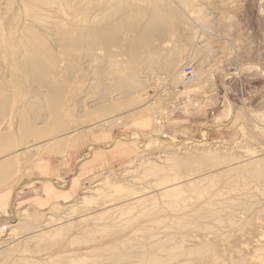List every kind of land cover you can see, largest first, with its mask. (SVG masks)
Here are the masks:
<instances>
[{
	"label": "bare ground",
	"instance_id": "1",
	"mask_svg": "<svg viewBox=\"0 0 264 264\" xmlns=\"http://www.w3.org/2000/svg\"><path fill=\"white\" fill-rule=\"evenodd\" d=\"M206 1L209 2V4L211 3V0ZM216 1L223 6L228 0ZM204 6L203 0H0V114L2 116L0 117V155L4 156L5 154V156H8L9 154H17V152H15L16 148L24 147V150H21L22 152H20L23 157V154L30 153L29 151H33L37 148V146H39L37 144L40 143V140L46 138L49 140L51 138L49 141L45 140V145H49L50 147V144H55L56 147L51 146L52 149L48 150L52 154L65 156L66 147L70 144L67 141L69 134L76 133L87 120L92 121L93 123L96 120H101L105 124H110V122L113 123V121L109 120L111 118H116L119 115L117 113H119L120 104L124 102L126 103L133 90L139 88L143 84L142 81L144 80L140 79V77H142L141 75L149 74V72L153 75L154 73L152 72H154V68L157 66H161L167 76H173V79L176 77V79L178 78L184 83L189 84L184 78L183 72H178L182 66L180 60L178 61L175 55L180 46H177L178 42L174 37L180 34L178 31L179 29L180 31L183 29L188 33L189 27H192V23L198 25L202 24V26L200 25V29H202L200 34L195 32L194 35H191L193 38L198 39L197 44L199 46L202 44L206 46L208 44L210 45V43L205 41L207 40L206 36V38H204L205 40L203 39L204 34L206 33L218 37L213 33L211 22L209 21L212 19L215 20L217 17L216 15L209 13L208 9ZM36 20L43 22L42 27L38 28V26L34 25ZM210 36L209 38H211ZM242 72L243 69L240 70V73ZM203 74L204 72L198 71L197 68L196 71H194L195 81L201 78ZM237 75H239V73ZM131 84L132 86H130ZM98 88L101 92L96 91ZM111 89H115V92H117L116 94L114 93L115 96L112 95L113 92L110 93ZM13 103H15V107L12 110V115L8 117ZM231 114L230 120V116H228L226 121L229 120L235 122L236 113L232 112ZM141 124L143 127L146 126V122L144 121H142ZM214 125H221V123H216ZM205 133L206 132L204 131L200 134L202 140L181 143L175 140L174 137H163L156 134L146 140L140 132L135 131L132 133L131 140L118 139L116 140V143L132 145L134 143L132 139H135L139 141L138 148L140 150H146L155 138H165L168 141L164 142L169 143V147H171L169 150L170 152H173L172 154L170 153L171 155H168V160L172 162L174 169H184L193 161L205 162L207 166L208 163L211 162L218 163V157L214 158L213 154L210 155V153L208 154L203 151L205 145ZM189 144L198 149V151H201L198 153L199 155H194V153L191 152L192 150ZM41 148H43V146ZM180 150L183 152V156L178 154ZM205 150L207 151L206 148ZM43 151H45L44 148ZM48 154L50 153L48 152ZM88 154H92V147H89ZM140 157V155H137L134 160L131 161L132 164H135V166L141 164L139 168L143 171V174L148 177L158 178L157 181L154 180L155 182L151 181V183H154L153 185L157 183L158 186H156L159 187L158 190L150 188V184L148 185V188L142 187V189H137V186H135V188H126L115 184L112 185L105 180L99 181L92 188L85 187L84 197L81 198L80 202L77 204L69 206L65 212L61 211V209H64L63 205H55L46 214L48 218L44 225L45 227H48V225H53L54 223H67L68 225L70 224L68 222H72L75 217L80 218V222L86 224L85 222L90 219L91 222L92 219L95 218L94 215H99V213V217H102L104 214L107 216L110 212H119V214L121 212V215L125 216L131 215L137 211L132 218L125 221H119L117 219V221L113 219H109L108 221L107 219L109 217H107L106 220L108 222L105 220L106 222L102 226L86 225L82 234H85L88 237L80 238L81 235L79 233V238L73 239L72 237L73 244L77 246L82 242L90 245V243L96 239V235L99 234L102 235L103 240H107L101 246L99 245L88 248V251L83 255L73 254L74 256H71L69 254L70 256H66L68 255L66 254L65 257L63 255L59 256L63 260V264H96L97 260H102V257L95 258L91 255L97 248L104 250V252H109L110 254L120 249H125V251L128 250L129 253H131L137 248H142L141 252L137 253V250L136 254H120L117 256L119 261H126L129 259L127 261L132 262L136 260V264H159L161 262L159 258L161 257L158 258L154 252L157 250L163 251L165 254L166 252H169L171 258L177 260V258L182 255L181 249L183 248H175L177 246L169 247L166 245L168 242L161 239L156 240L152 245L137 244L135 238L130 235L124 237L121 236L120 233L124 230L120 231L121 225L119 226V224L122 223L123 227L127 226L126 229H129L133 227L131 225L136 224L139 220L146 219L147 222L151 223V226L155 228L162 227L163 221L162 218L158 216V214L160 215L158 212H161L163 207L161 205L157 207V203L160 198H162L161 201L170 198L171 200L168 199L169 201L166 202V207L177 213L184 212V214L176 215L173 219H170L169 217V219L172 220L171 226L173 227V230L176 229L177 231H183V229H189L192 227L194 228L193 231H196L197 229L198 231H204L203 229H207L206 232H209V230H218L215 227L217 224L224 227L226 224L225 222H228V224L230 223V225H238V222H234L235 219L232 215L227 216L228 219L225 218V216L223 217L220 215L222 211L226 209L224 208L225 204L223 206L222 203L224 202L216 200L218 197L224 196L222 199H225V202L228 201L227 203L230 205L228 208L230 210L235 209V212L232 211L233 214H238L236 208H245L246 211V208L252 205H249L248 201L253 202L258 198L254 196L250 197L251 194L244 192L249 181H252L253 179L261 180L264 184V161H261L263 159L260 161H257L258 159L253 161L255 162L254 164L251 161L248 166L246 165L247 159L245 161L242 159L240 162L243 163L244 161V166L242 165L243 167H241L240 165L234 169H231L233 168L232 166L227 170L228 167L226 166L227 168L224 172L213 176L212 179L218 178L221 182V176H223V174H227L230 177L235 173L242 175L243 178L244 175L241 173H244V171L248 172L249 178H243L245 180L240 178L241 182L233 183L230 186L228 185L229 187L225 185L226 187L223 186L220 188L217 187V181L215 182L210 179H198L195 182L186 181V183H184L185 181H181L183 184L178 181V185L176 184L175 186L171 185L172 187H166L167 184H171L173 181L177 183V180H179L178 176H173L176 171H173V168H170V166L168 168L167 165V169H165L166 167L162 168L163 166H156V164L154 165L150 162L144 163L142 162V159L139 160ZM236 159L237 158H235V160ZM13 160L16 161V159ZM4 162H2V164ZM7 162L8 165L0 167V184L5 183L8 184L7 186H10L9 183H11L14 176L13 173H16L15 170L17 168L9 167L13 164V166H15L16 163H12L9 160H7ZM223 162L224 161H222V163ZM81 175H84V173H81ZM223 177H225V175ZM235 177H237V175L234 176V178ZM231 179L232 181L234 180L233 178ZM29 180H31V177H23L21 181L19 180L20 183L14 191L7 193L5 198H1L0 218L7 219L12 225V229L7 230L8 233H0L1 239L16 230L20 231L22 228L21 225L25 227L36 225L34 223H36L35 221L37 218L33 216L31 217L28 213V209H24L20 214L15 215L13 221H10L12 218L9 216L10 213L13 212L12 207L8 206L3 210V207L5 206L4 203L12 197L13 193L17 191L20 192ZM142 180H144V178ZM181 180H185V178L182 177ZM57 181L60 182V180ZM144 181H146V177ZM203 181L207 182L202 184ZM227 181L231 180L229 179ZM234 181L237 182L236 180ZM64 183L65 182H63V184ZM221 183H223V181ZM250 183L249 186L253 184ZM64 188L65 187H63V189ZM249 188L247 191L250 190ZM151 189L152 191H150ZM186 189L193 191V194L198 196L197 199L202 198L203 201V198L204 200L208 198V200L202 203L200 201L199 203L202 205L193 208L194 204L190 205V197L184 192ZM239 192L244 193L243 195H240ZM258 192H261L260 188ZM189 194L190 193H188V195ZM215 198L217 199L215 200ZM150 202L153 205L152 211V207L149 209L146 207L147 204H145L148 203L149 205ZM192 203L198 202L194 201ZM94 205H97V207L93 209L89 208V206ZM189 210L191 212H188ZM259 213L262 214L261 212ZM245 214L248 215L247 212ZM97 215L96 217L98 218ZM105 215L102 218H98V220H103L104 217H106ZM108 216L111 217V215ZM209 217H212L215 221L210 222L211 224L213 223V226L203 223L204 220ZM208 221L210 220L208 219ZM90 222L87 223L90 224ZM62 226L65 228L67 227L66 224ZM123 227H121V229ZM65 228L61 229L60 227L51 237H59L66 231L69 233L68 230L63 232ZM79 228L80 227L78 226L77 229ZM118 228L120 232L118 231ZM164 228H162L160 233ZM166 229L167 228L164 230ZM44 230L45 229L38 231L35 230L37 231L35 232L37 233L36 235H40L37 236V239H39L40 242L48 239L46 237L47 235H44ZM23 231L25 233V230ZM137 232H140L138 233L140 235L142 231ZM50 234L52 233L50 232ZM150 234L152 233L150 232ZM36 235L34 234L32 237H35ZM64 236L65 235H63V237ZM21 237L22 236L16 240L18 241L19 239H22ZM150 237H153V235ZM91 238L93 240H90ZM172 238L174 239L173 235ZM170 239L171 237L165 240L168 241ZM141 240L142 242L145 241L144 239H140V241ZM151 240L154 241L153 239ZM94 242L98 243L96 241ZM172 242L174 241L172 240ZM95 243H93V245ZM208 245L204 242L200 247L189 250V254L194 257L199 258V256H201L203 258L208 253ZM1 247L0 249H2ZM25 252L26 254L29 253H27L26 250ZM21 253L24 252L22 251ZM198 253H203V256ZM263 253L264 251H262V253L258 252L253 258L249 260L244 258L245 260L242 259L241 261L248 264H264L261 260L264 257ZM42 254L44 253L41 252V255ZM190 255L188 257H190ZM215 257L210 260V263L206 262L209 264H216L217 261L215 260ZM54 259L58 258L55 257ZM163 259L165 258H161V260ZM217 259H219V256ZM50 260H48V262L50 261L49 263L53 264V256ZM173 260L172 262H166L173 263ZM218 261L220 262L221 260L219 259ZM6 262L8 263V261ZM32 262L34 261L28 263L31 264ZM166 262H164V264ZM26 263L25 260L20 259L16 264ZM38 263H40V261ZM57 264L59 263L57 262Z\"/></svg>",
	"mask_w": 264,
	"mask_h": 264
},
{
	"label": "rangeland",
	"instance_id": "2",
	"mask_svg": "<svg viewBox=\"0 0 264 264\" xmlns=\"http://www.w3.org/2000/svg\"><path fill=\"white\" fill-rule=\"evenodd\" d=\"M206 2H207L206 0L205 1L203 0V3L205 5L204 7L208 9L209 13H212L217 17V19L215 20L212 19L213 21L212 20L209 21L211 22L213 33H215L218 37H214L210 33H206L204 34L203 39L207 37V40L209 41L205 39L204 40L210 43V45L208 44L206 46L202 44L201 46H199L197 44L198 39L197 38L195 39L193 38V36H191L194 35L195 32H198L200 34V31L202 30L200 29L202 24H200L201 25L200 26L196 23H192L191 25L192 27H189L188 33H186V31H184L183 29H181V31L179 29L178 31L180 34L177 33L179 35H176L177 37L176 36L174 37L175 39H177V42L179 44V45L177 44V46H180L178 47L179 50L175 55L176 59L178 61L180 60L182 66L180 67V70L181 69L182 70L181 71L179 70L178 72L182 73L186 68L189 67L192 69L194 68L193 69L194 71H196V69L198 68V71L204 72L202 77L192 83L186 84L182 80L178 78L176 79V77H174L173 79V76H167L161 66L155 67L154 72H152L154 73L153 75L150 72L149 74L141 75L142 77H140V79L144 80L142 81L143 84L140 86L141 88L139 87L134 89L133 90L134 93L132 92L131 94L132 96L130 95L129 96L130 98L128 97L129 98L128 101H126V103L124 102L120 104V110L119 113H117L119 115L116 118L113 119L111 118L109 120V121H113V123L110 122V124H105L101 120H96L93 123L92 121L87 120L85 123L82 124V126L79 128V130L76 133L69 134L67 137L68 138L67 141L71 145L69 144L66 147V154L73 147L86 144L92 135L103 132L110 134H118V136L124 137L118 139H124L129 141L131 140V136H132L131 133L137 130L142 134V136L146 140H148V138L156 134L163 137H171V138L174 137V139L177 140L178 142L188 143L190 141L199 140L200 131L207 125L216 124V123H221L222 125L228 122L231 118L232 115L231 113L235 112L236 113L234 120L235 122L232 121L231 124L226 128L206 131L204 135L205 145L203 151H205L208 154L210 153V155L213 154L214 156L213 155L212 156L214 158L218 157L217 158L218 163H222V161H224L223 162L224 164L211 162L208 163L207 166L205 162L193 161L191 162L190 165H188L184 169H174L173 168L174 166H172V162H170L167 158L168 155H171L173 153L172 151L170 152L169 150L171 148L169 147V143L164 142L159 138H155V140H153L152 143H150L148 149L140 150L138 148L139 141L132 139V141L134 142L132 144L134 146L132 155L126 159L117 161L116 164L113 165L111 169L84 181L82 183L78 198L74 202L68 205H63L64 209H61V211L65 212L69 206L80 202L81 198H83L85 195L84 188L85 187L92 188L99 181L105 180L106 182L112 185L115 184L126 188H131V187L135 188V186H137L136 187L137 189L139 188L142 189V187L148 188V185L150 184L151 186L150 188H153V190H158L159 187H157L158 186L157 183L155 185H153L154 183H151V181L152 182L157 181L158 178L148 177L145 174H143V171L140 170L139 168L141 164H137L136 166L135 164H132L131 161H133L137 155L141 156L139 160L142 159V162L144 163L150 162L154 165L156 164V166H160V167L163 166L162 168H165L167 165L168 168L170 166V168H173L172 169L173 171L174 170L176 171L173 176L175 177L178 176L179 180H177V183L173 181L171 184H167L166 187H172L175 186L176 184L178 185V181L179 182L185 181L184 183H186V181L195 182L198 179H210V180H214L215 182L217 181L216 182L218 184L217 187L220 188H222L223 186L224 187L228 185L230 186L233 183L235 184L241 182L240 178H242V175L235 173L234 175L229 177L227 174H223V176L225 175V177L221 176V180L223 181V183H221L222 181L221 182L219 181L220 179L219 180L218 178L212 179V177L218 175L221 172H224L227 167H228L227 170L230 169L232 166L233 168L231 169L237 168L240 165L241 167H243L244 161L246 159H247L246 160L247 166L250 165L251 161L253 162L256 161L257 159H258L257 161H260L261 159H263L261 161H264V135H263L264 133V0H228L226 4L223 6L220 3H217L216 0H211L210 4L209 2L207 3ZM42 24L43 22L36 20V23L34 25L38 26L39 28L42 27ZM209 36L211 38L213 37L214 39L209 38ZM241 69H243L242 73H240ZM238 73L239 75H237ZM130 86H132V84ZM111 90L110 93L113 92L112 95L115 96L117 92H115V89H111ZM96 91H100V89L98 88L96 89ZM14 107H15V103L12 104V108L10 109L9 112L10 114L8 115V117L12 115V110ZM228 116H230L229 120L226 121V119H228L227 118ZM0 117H2L1 114ZM142 121L146 122L145 127L142 126L141 124ZM45 140L49 141L47 138L40 140L39 141L40 143L37 144L39 146H37V148H35L33 151H29L30 153L23 154L24 155L23 157H22V153L20 152L24 150L23 149L24 147L16 148L15 152H17V154L19 153L18 156L17 154H13V155L9 154L8 156H5V154L4 156L0 155V164H2V162L4 161L7 162V160H9L12 163H16L15 166H13L14 165L13 164L9 167L10 168L13 167L15 169L17 168L15 170L16 173L15 172L13 173L14 176L12 178L11 183H9L10 186H7L8 184L5 183H4L5 185L3 183L0 184V198L5 197L6 194L11 191H14L23 177L31 176L32 164L36 159L45 156H61L60 154H52L48 149H52L51 146L56 147V145L50 144L49 147V145H45L46 143ZM42 146L45 151H43V148H41ZM189 146H191L190 147L192 150L191 152H193L194 155H199L198 153H200L201 151H198V149L193 147L191 144H189ZM205 148L207 149V151L205 150ZM48 152L51 155L48 154ZM182 153L183 152L180 150L178 154L183 156ZM235 158L237 159L235 160ZM13 159H16V161ZM242 159L244 160L243 163L240 162ZM6 162H4L5 164L3 163L2 165H0V167L9 164L8 162H7L8 164ZM254 163L255 162H253V164ZM167 167L165 169H167ZM244 173H241L244 175L243 178L246 179L249 178L248 172L244 171ZM236 175L237 177L234 178V176ZM143 176L146 177V181H144L145 177ZM180 177L181 178L184 177L185 180H181ZM143 178L144 180H142ZM148 178L150 179V181ZM228 178L231 181H227L229 180ZM231 178H233L237 182H235L234 180L233 182ZM243 178L242 180H245ZM253 180L249 181V183L251 182L250 184L253 183L252 185L249 186L248 183V186L251 188L247 186L244 192H248L249 194H251L250 197L254 196L258 198L255 199L253 202L248 201L249 205L250 204L252 205L248 206L249 208L247 207L246 211L245 208L244 209L236 208L238 210L237 211L238 214H233L232 211H234L235 209L230 210L228 208L230 205L229 203H227L228 201L225 202L226 200L222 199L224 196L218 197L219 200L215 198V200L217 199L216 201L224 202L222 203L223 206L225 204L224 208L226 209H224L222 211L223 214L221 213L220 215L223 217L225 216V218H227V216L232 215V217L236 220V221L234 220V222L235 223L238 222V225L237 224L230 225V223L228 224V222H225L226 224L224 223L225 224L224 227L223 226L221 227L218 224L215 226L214 223V226L218 230L216 231L209 230V232H206L207 229H203L205 233L202 230L198 231V229L197 230L195 229L196 231H193L194 228L192 227L189 229L187 228L183 229V231L182 230L177 231L176 229L173 230V227L171 226L172 220L170 219H173L176 215L184 214V212L177 213L176 211L168 209V207H166L167 205L166 202L171 199L168 198L169 200L163 199V201H161L162 198H160L159 199L160 202L158 201L157 207L161 205L163 208L161 207L162 208L161 212L158 211L157 212L160 213V215L158 214V216L162 218L163 221L162 227L161 226L158 227L159 229L157 227L155 228L151 226V223L147 222L146 219L144 220L142 219L139 220L136 224L131 225L133 227L130 226L131 228H129L128 226V228L130 229L129 230L126 229L127 226H124L125 227L124 228L122 223L119 222L120 223L119 226L121 225V227H123L122 229L120 227V231L124 230L121 231L122 233L120 234L123 237L129 235L131 237H134L136 243L140 245L142 244L152 245L156 240L161 239L165 242H168L166 243V245L169 247L177 246L175 248L178 249L183 248L181 249L182 255L178 257L177 260H173L169 252L168 253L166 252L165 254V252L163 251H158V250L154 251L156 253L155 255L158 258L159 257L165 259L167 258L166 260L165 259L161 260V258H159L161 264H164V262L166 261L172 262V260L173 263L170 262L171 264H179V263L204 264L206 261L210 263V260H212L215 256H216L215 260L217 261L216 264L218 263L248 264L242 262L241 260L244 258L249 260L253 258L256 253L258 252L262 253V251H264V210H263L264 184L261 180H254V181ZM148 181L149 183L147 184ZM207 181H203L202 184H204V182ZM183 182L181 183L183 184ZM248 188L250 189L249 191L252 193L247 191ZM259 188L261 192H258ZM150 191H152V189ZM184 192H186L187 196L190 197L191 203L194 201L198 202L192 204L190 203V205L194 204V207L192 206L193 208L202 205L201 204L202 202H206V200H208V198L206 200H204L203 198V201L202 198L197 199L198 196L196 194H193V191H191L190 189H186ZM244 192H239V193L240 195L241 194L243 195ZM188 193L190 194L188 195ZM200 201L201 203H199ZM145 204H147V206L145 205L147 208L150 209L152 207L151 211L153 210V205L151 202L149 203V205L148 203ZM96 207L97 205L89 206L90 209ZM24 209H28V213L31 217L33 216L37 218V220L35 221L36 223H34L36 225H31L28 227L21 225L22 226L20 230L21 232L16 230L15 232L10 233L6 237H2V239L0 238V247L2 246L1 247L2 249H0V252H2L0 253L1 254L0 264H16L19 262L20 259L25 260L27 262L26 264H29L31 261H34L31 264L34 263L50 264L49 262L51 261L50 259L52 256L54 262L53 264L55 263L57 264V262L59 264H63V260L59 256L63 255L65 257L66 254H68L66 256H70V255L74 256L73 254L83 255L86 253V251H88V248L96 247L99 245L101 246L107 240V239L103 240L102 235L99 234L96 235L97 237H95L96 239L94 240L98 243H95L93 241L92 243H90V245H87V243L81 242L80 245L78 244L79 246L73 244L72 237L74 239V238H79L80 235H81L80 238H84L87 236L85 234H82L83 229L86 227V225L102 226L105 224L107 220L109 221V219L111 220L117 219L119 221H125L132 218L134 213L137 212L135 211L133 214L125 215V216L124 215L122 216L121 212L120 214L119 212H115V213L110 212L107 214V216L104 214L106 217H104L103 220L102 219L98 220V218H102L104 216L103 215L102 217H99L100 215L99 213V215L96 214L98 218L96 217V215H94L95 218L92 217L93 219L91 222H90L91 219L87 221L90 222V224L87 222H85L86 224L81 223L80 218L75 217L72 220V222H68L70 224L67 225V223H65L67 226L66 228L62 226L65 225L64 223L61 224L54 223L53 225H48L49 227L48 228L45 227L44 223L47 221L48 218L46 214L50 210L48 212H39L36 210H32L30 208H24ZM24 209L18 210L16 212L13 211L14 213L13 212L10 213L9 216L11 218L12 216L15 217V215L20 214V212L23 211ZM190 210L188 212H191ZM246 212L248 213V215L245 214ZM259 212H261L262 214H260ZM108 215H111V217ZM107 217L109 218L106 220ZM208 219L210 221H208ZM205 220H207L208 222ZM205 220L203 223L213 226L212 225L213 223L212 224L210 223L211 221H214L212 217H209ZM8 222L9 221H7V219L0 218V233L3 232L8 233L7 230L12 229L11 227L12 225L10 224V222L9 223ZM71 223H73L74 225ZM78 226L80 227L79 229H77ZM60 227L61 229L65 228L63 232L68 230L69 233L66 231L61 236L52 238L51 236L56 231H58ZM164 227L167 228L166 230L170 232L164 230L165 229ZM74 228H76L77 230ZM162 228L164 229L160 233ZM43 229H45L44 230L45 234L44 233L43 234L47 235L46 237L48 239L40 242V240L37 239V236L40 235H36L37 233L35 232ZM23 230H25V233ZM156 230L159 231L157 232ZM137 231H142V232L139 235L138 233L140 232ZM50 232L52 234H50ZM150 232L152 234H150ZM79 233L80 235H78ZM34 234L36 236L32 237V235ZM63 235L65 236L63 237ZM152 235L153 237H150ZM157 235L159 236L161 235V236L159 237ZM172 235L174 239L176 238L175 240L172 238ZM20 236H22L21 237L22 239H19L17 241L16 239L19 238ZM170 237L171 239L166 241ZM140 239H144L145 241L144 240L143 241L145 243L142 242V240L140 241ZM151 239H153L154 241H152ZM90 240L93 239L91 238ZM149 240L151 241V243ZM172 240L176 243L172 242ZM204 242L207 245L209 244L208 245L209 247L207 248L209 250L208 253L203 258L201 256H199V258L194 257L189 254V250L200 247L201 244H204ZM93 243L95 244L93 245ZM141 249L142 248H137L133 250L131 253H129V251L126 248L127 251H125V249H120L110 254L109 252H104V250L97 248L95 251L92 252L91 255L92 257L95 258L102 257V260H97L96 264L99 261L101 263L99 262L98 264H102V262L103 264H130V263L136 264L137 263L136 260L132 262L130 261L128 262L127 260L129 259H127L126 261L125 260L119 261V259H117L118 258L117 256H119L120 254H127V255L134 253L136 254V251L138 250L137 253L141 252ZM25 250L27 251V253L29 252L31 254L29 253L26 254ZM22 251L26 255L24 253H21ZM41 252L44 254L41 255ZM198 254L203 256V253H198ZM189 255L190 257H188ZM218 256L219 259L221 260L220 262L218 261L219 259H217ZM55 257H57L58 259H54ZM263 259L261 260L264 263ZM5 260L8 261V263ZM48 260L50 261L48 262ZM39 261L40 263H38ZM168 262H166L165 264H170ZM207 262L205 264H209Z\"/></svg>",
	"mask_w": 264,
	"mask_h": 264
},
{
	"label": "crops",
	"instance_id": "3",
	"mask_svg": "<svg viewBox=\"0 0 264 264\" xmlns=\"http://www.w3.org/2000/svg\"><path fill=\"white\" fill-rule=\"evenodd\" d=\"M118 138L124 137L118 134L97 133L92 135L86 144L73 147L65 156H45L39 158L40 160L36 159L31 168V180L24 186L26 188L23 187L20 192L13 193L4 203L3 210L10 206L14 212L24 208L48 212L55 205H68L74 202L84 181L111 169L117 161L132 155L134 146L116 143ZM89 147H92L91 155L88 154ZM81 173L84 175L81 176ZM2 199L0 198V201Z\"/></svg>",
	"mask_w": 264,
	"mask_h": 264
},
{
	"label": "water",
	"instance_id": "4",
	"mask_svg": "<svg viewBox=\"0 0 264 264\" xmlns=\"http://www.w3.org/2000/svg\"><path fill=\"white\" fill-rule=\"evenodd\" d=\"M231 124V121H228L222 125H214V124H210V125H207L206 127H204L201 131H200V134L202 132H206V131H210V130H217V129H221V128H226L228 127L229 125ZM162 139L163 141H168L167 139L165 138H160ZM199 140H202V137L200 136ZM198 141V140H197ZM15 217H12V219H10V221H13Z\"/></svg>",
	"mask_w": 264,
	"mask_h": 264
},
{
	"label": "built area",
	"instance_id": "5",
	"mask_svg": "<svg viewBox=\"0 0 264 264\" xmlns=\"http://www.w3.org/2000/svg\"><path fill=\"white\" fill-rule=\"evenodd\" d=\"M183 74L187 82L192 83L195 81L194 70L192 68H186Z\"/></svg>",
	"mask_w": 264,
	"mask_h": 264
}]
</instances>
